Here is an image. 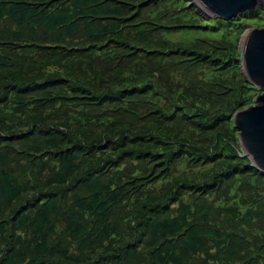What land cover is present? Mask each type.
Wrapping results in <instances>:
<instances>
[{
  "label": "trees",
  "instance_id": "16d2710c",
  "mask_svg": "<svg viewBox=\"0 0 264 264\" xmlns=\"http://www.w3.org/2000/svg\"><path fill=\"white\" fill-rule=\"evenodd\" d=\"M241 16L0 0V264H264Z\"/></svg>",
  "mask_w": 264,
  "mask_h": 264
},
{
  "label": "water",
  "instance_id": "95a60500",
  "mask_svg": "<svg viewBox=\"0 0 264 264\" xmlns=\"http://www.w3.org/2000/svg\"><path fill=\"white\" fill-rule=\"evenodd\" d=\"M199 9L203 18L231 20L253 13L264 0H187ZM240 72L254 88L264 90V29L249 31L240 41ZM233 128L243 157L264 173V93L250 108L233 117Z\"/></svg>",
  "mask_w": 264,
  "mask_h": 264
},
{
  "label": "rangeland",
  "instance_id": "374dc122",
  "mask_svg": "<svg viewBox=\"0 0 264 264\" xmlns=\"http://www.w3.org/2000/svg\"><path fill=\"white\" fill-rule=\"evenodd\" d=\"M188 4L191 5L189 2H188ZM197 11L199 13L201 12L199 9H197ZM248 14H249V17H244V15L242 14L243 17L241 16L242 18H239L237 23H236L238 25H237V29H235L234 38H235V42L237 43L236 44V51L239 54H240V51H239L240 41L243 38V36H245L251 30L264 29V4H260L253 13H248ZM239 16H237V17H239ZM237 17H234V18H237ZM240 56H241V54H240ZM239 61H240V57H239ZM240 71L241 70H240V64H239V72ZM240 74H241V72H240ZM262 93H264V90H260V92L255 96V99L259 95H261ZM255 99H254L253 105L255 104ZM253 105H251V106H253ZM236 132H237V140H238V131H236ZM238 144H239V141H238ZM239 148H240V145H239ZM240 151H241V153H243L241 148H240ZM242 157H243V155H242Z\"/></svg>",
  "mask_w": 264,
  "mask_h": 264
}]
</instances>
